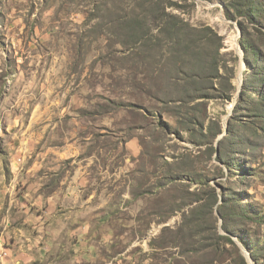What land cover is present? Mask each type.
Returning <instances> with one entry per match:
<instances>
[{"label": "rangeland", "instance_id": "1", "mask_svg": "<svg viewBox=\"0 0 264 264\" xmlns=\"http://www.w3.org/2000/svg\"><path fill=\"white\" fill-rule=\"evenodd\" d=\"M146 1L125 0V4L132 9ZM173 2L181 5V11H168L180 15L192 30H213L203 32L209 36L206 40L211 39L210 49L217 58L213 72L219 76L212 82L216 89H231L232 96L227 101L207 103L206 126L218 121L223 129L219 137L223 139L240 101L245 73L252 71L239 43L242 36L238 22L243 17L228 19L222 0ZM108 21L107 0H0V156L5 169L10 165L17 172L19 188L23 187V177L49 187H60L61 179L65 206L90 205L91 212L95 210L97 238H103L101 232L107 231V264H235L230 245L224 247L227 253L222 252V242L214 236L226 235L217 206L213 209L215 219L208 217L209 224L203 221L191 239L196 246L185 260L181 255L186 245L167 249L150 246L165 227L178 228L183 212L165 222L149 224L147 210L153 205L132 193L144 174H151L157 162H171L173 155L189 154L201 177L209 168L208 176L213 177L211 164L218 163L207 164V156L201 153L206 147L197 146L187 132L178 136L156 133L149 127L140 129L146 124L132 113L130 103L143 108L138 114L148 116L153 124L160 119L178 128L175 119L163 113L169 106L165 108L156 100L159 86L167 83L169 45L165 42L159 49L148 51L138 42L127 48L122 44L128 41V34L107 29ZM261 30L264 32V28ZM214 33L221 41L214 39ZM260 37L264 43V35ZM232 40H236V46ZM262 42L258 44L264 50ZM240 74L242 85L238 83ZM261 86L264 91V82ZM246 99L243 106L256 97L249 95ZM238 119L243 120L242 126H262L250 117ZM150 132H154L151 137L156 141ZM134 138L144 144V161L133 160L137 156L134 158L127 147ZM247 150L242 155L246 170H226L223 177L210 183L220 194L219 203L225 193L239 197L243 206L252 210L250 219L237 218L232 227L241 230L243 238H259L257 244L264 249V136L254 139ZM150 179L145 189L154 184V190L162 186L157 178ZM191 190H198L197 185ZM198 204L183 211L188 213ZM105 213L112 218L104 227L98 218ZM171 237L168 232L164 238L167 246ZM232 239L244 256L239 239ZM246 240L249 243L250 239ZM260 254V264H264V251Z\"/></svg>", "mask_w": 264, "mask_h": 264}, {"label": "trees", "instance_id": "2", "mask_svg": "<svg viewBox=\"0 0 264 264\" xmlns=\"http://www.w3.org/2000/svg\"><path fill=\"white\" fill-rule=\"evenodd\" d=\"M222 1L226 6L225 15L228 19L236 20L237 17H243L238 22L242 32L239 43L244 51V60L252 71L245 73L240 101L230 119L227 135L218 144V150L215 142L223 133V129L216 120H212L206 126L207 103L212 100H230L232 90L229 88L216 89L212 82L219 76L218 72H213L217 66V58L210 49L213 45L211 39L206 40L205 37L209 36L203 32L213 33V30L211 28H204L205 30L202 31L200 29L192 30L180 15L170 13L182 9L181 5L173 0H147L139 8L132 9L125 4V0H107V19L109 20L107 29H117L128 34V41L122 44L127 48L136 46L138 42H141L142 47L148 51L159 49L165 42L169 45L166 64L169 68L166 73L167 83L159 86V96L156 100L165 108L169 106L163 110V113L173 117L178 128L160 119L156 124H153L149 121L148 116L138 114L142 113L143 108L130 103L128 106L132 107L131 109L134 111L132 113H136L135 115L141 117L142 122L146 124L140 129L149 127L150 131L152 128L156 129V133L162 132L178 136L187 132L195 138L194 142L197 146L206 147L204 151L201 149L199 151L203 156H207V164L209 161L218 163V165L211 164V167H214L213 177L208 176L212 170L210 168L204 173V177H201L197 173L196 167L193 166L194 164L189 161V154L173 155L171 162L168 160H164L162 164L157 162L153 172L145 174L146 180H150L151 176L162 183V186L157 188L158 190H154L155 185L147 190L139 189L134 195L136 199L147 200L153 205L151 210H147L149 224L156 220L159 223L165 222L177 212H183L178 228L173 230L169 226L165 227L161 237L153 239L150 246L154 249L187 246L181 255L185 260V256L192 251V247L196 246L192 244L191 239L195 238L203 221L209 224L208 217L215 219L213 209L217 206L223 219L224 231L238 238L242 245L251 252L255 264H260V257L263 255L260 253L264 249L257 244L259 238L256 240L243 238L242 231L232 227L237 218L244 221L250 219L252 210L248 211L242 204L243 200L239 197H230L225 193L222 194L223 201L219 203L220 194L212 187L210 181L217 177H223L226 170L231 173L234 172V169L246 170L247 161L242 158V155H245L247 149L253 146L254 139L264 136V91L261 86L264 82V50L258 44L262 42L260 34L264 35L261 30L264 28V0ZM169 9H171L170 12ZM214 39L218 42L221 41V37L216 33H214ZM262 44L264 45L263 42ZM219 47L221 48L223 45L220 43ZM230 87L233 88L231 84ZM249 95L256 97V100L250 102L248 106H243L247 101L246 96ZM246 111L250 113H246ZM201 113L203 114L200 116ZM238 117H250L256 123H261L262 126H242L243 120H239ZM153 134L154 132H150L149 136L151 137ZM129 137H132L131 134ZM151 139L156 141L154 137ZM217 152L218 156H215ZM145 156L146 153L143 152L142 161ZM241 158L243 161L240 160ZM184 176L187 177V182ZM192 185H197L198 190L193 192ZM199 202L201 204H198ZM193 203L198 205L190 209L188 213L183 211ZM232 206L236 208L232 209ZM253 219L257 220L256 217ZM168 232L172 233L170 246H167V239H164ZM214 236L222 242L223 248L230 245L231 250L234 251L232 261L235 264H247L231 236L217 234ZM246 239H250L249 243ZM206 248L207 246L204 247V249ZM227 251L228 249L224 248L222 252L227 253Z\"/></svg>", "mask_w": 264, "mask_h": 264}, {"label": "crops", "instance_id": "3", "mask_svg": "<svg viewBox=\"0 0 264 264\" xmlns=\"http://www.w3.org/2000/svg\"><path fill=\"white\" fill-rule=\"evenodd\" d=\"M127 144L137 156L133 160L140 161L145 151L141 140ZM4 161L0 156V264H107V231L97 238L95 210L90 205L65 206L61 179L60 187H49L23 177L19 188L20 177L10 165L6 170ZM145 174L133 197L139 189H149L145 187L151 179ZM111 218L105 213L98 220L105 227Z\"/></svg>", "mask_w": 264, "mask_h": 264}, {"label": "water", "instance_id": "4", "mask_svg": "<svg viewBox=\"0 0 264 264\" xmlns=\"http://www.w3.org/2000/svg\"><path fill=\"white\" fill-rule=\"evenodd\" d=\"M211 5H215V4H211ZM240 36H242V32L240 31ZM241 85H242V81H241ZM225 133H227V127H226V130H225ZM223 137V136H222ZM222 137L218 138L217 142H216V145L218 146V142L222 139ZM217 155H218V152H217ZM216 155V156H217ZM226 235H229L231 236L232 238H235V236L231 235V234H227ZM239 246L240 248L242 249L243 251V254L244 256L246 257L247 261H249L251 264H252V259H251V256L249 255V252L247 251V249L241 244L239 243Z\"/></svg>", "mask_w": 264, "mask_h": 264}, {"label": "bare ground", "instance_id": "5", "mask_svg": "<svg viewBox=\"0 0 264 264\" xmlns=\"http://www.w3.org/2000/svg\"><path fill=\"white\" fill-rule=\"evenodd\" d=\"M236 40H232V41H230L234 46H236V42H235ZM244 68V67H243ZM241 80H242V76H241V74L239 75V77H238V83L240 84L241 83Z\"/></svg>", "mask_w": 264, "mask_h": 264}]
</instances>
